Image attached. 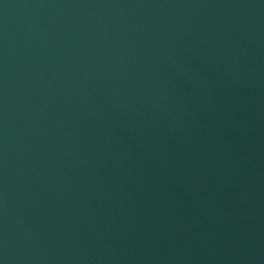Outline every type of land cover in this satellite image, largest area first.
I'll use <instances>...</instances> for the list:
<instances>
[{"label":"water","instance_id":"obj_1","mask_svg":"<svg viewBox=\"0 0 264 264\" xmlns=\"http://www.w3.org/2000/svg\"><path fill=\"white\" fill-rule=\"evenodd\" d=\"M0 264H264V0H0Z\"/></svg>","mask_w":264,"mask_h":264}]
</instances>
